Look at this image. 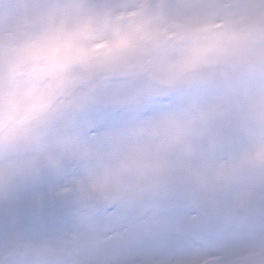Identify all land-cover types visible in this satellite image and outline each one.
Here are the masks:
<instances>
[{"label":"clouds","instance_id":"9594fccd","mask_svg":"<svg viewBox=\"0 0 264 264\" xmlns=\"http://www.w3.org/2000/svg\"><path fill=\"white\" fill-rule=\"evenodd\" d=\"M0 264H264V0H0Z\"/></svg>","mask_w":264,"mask_h":264}]
</instances>
